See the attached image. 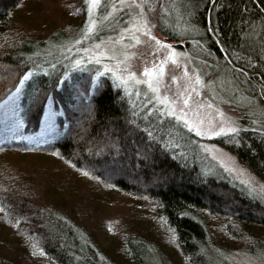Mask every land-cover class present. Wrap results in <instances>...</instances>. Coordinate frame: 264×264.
<instances>
[{
	"label": "trees",
	"instance_id": "trees-1",
	"mask_svg": "<svg viewBox=\"0 0 264 264\" xmlns=\"http://www.w3.org/2000/svg\"><path fill=\"white\" fill-rule=\"evenodd\" d=\"M165 1L188 27L162 32L203 54L239 110L235 133L205 140L264 184V0ZM106 2L89 32L86 0H0V105L32 73L24 127L0 138V264H264V201L207 172L204 139L140 90L74 64L123 26ZM45 111L58 136L30 146Z\"/></svg>",
	"mask_w": 264,
	"mask_h": 264
},
{
	"label": "rangeland",
	"instance_id": "rangeland-1",
	"mask_svg": "<svg viewBox=\"0 0 264 264\" xmlns=\"http://www.w3.org/2000/svg\"><path fill=\"white\" fill-rule=\"evenodd\" d=\"M86 1L89 26L93 30L96 26L93 15L97 12L101 0ZM106 1L107 11L104 18L120 15L124 20L123 26L84 48L81 55L76 56L74 64H92L100 70L108 71L122 85L137 92L140 90L163 113L174 117L187 129L189 127L185 120L200 124L201 128L206 130L205 134L197 135L195 130H189L204 139L199 144V152L203 157L202 167L211 174L228 177L252 196L264 201V184L246 166L239 163L233 154L205 140L217 136L213 132L220 131L221 128H224L225 132L228 127L237 128L239 110L236 100L228 94L229 84L226 87L215 71L210 70L203 54L197 50L176 47L175 41L168 40L162 32L161 28L166 27L174 33H184L188 23L179 11L170 7L165 0ZM141 23L146 27H141ZM146 69L153 74L145 76ZM197 76L200 84L195 83ZM148 81H151V88ZM22 94L23 88L14 104L7 100L0 105V138L12 130L13 110L18 112L19 107L16 106ZM185 99L188 100L187 105L184 104ZM46 109H53L50 103ZM173 109L175 114H171ZM49 114L52 116V113ZM180 115L184 116V119L176 118ZM54 116L52 120L55 127L49 130L42 123L46 120L44 113L39 130L28 136L30 146H42L58 136L60 122L56 123ZM248 264L257 262L248 259Z\"/></svg>",
	"mask_w": 264,
	"mask_h": 264
},
{
	"label": "snow or ice",
	"instance_id": "snow-or-ice-1",
	"mask_svg": "<svg viewBox=\"0 0 264 264\" xmlns=\"http://www.w3.org/2000/svg\"><path fill=\"white\" fill-rule=\"evenodd\" d=\"M93 2H95V0H93ZM137 7H139V5H137ZM141 27H146V25L141 23ZM88 31L89 32L92 31L91 26L88 28ZM137 43H139L138 39H137ZM160 73H161V75L163 74V66H161V68H160ZM152 74H153V72L148 70V69H146L144 72L145 76H151ZM31 75H32V73L28 72L19 80V84L16 86L15 93H13V95L9 97V101H11L13 104L15 103V99L18 98V96L21 92L22 86L31 77ZM137 82H139V81H137ZM148 83H149V87L151 88L152 87L151 81H148ZM195 83L200 84V79L198 76L195 79ZM153 91H156V89H153ZM184 104L185 105L188 104L187 99L184 100ZM16 107H18V106H16ZM209 107H211V105H209ZM171 114H175V109L172 110ZM13 117H14V119L12 121L11 127L14 131L19 133V130L24 127V119L17 115L15 109L13 110ZM45 117H46V120L42 123L44 125H46V127L49 130L53 129L55 127V125H54V122L52 120V116L47 111H45ZM176 118L177 119H184V116L180 115V116H177ZM185 123L188 124V127L190 130H195L197 135H203L206 132V130L201 128L200 124H192V123H189L187 120H185ZM236 131H237V129L235 127H228L227 132H225L224 128H221L220 131L213 132V134L214 135H221V134H227V133H235ZM20 138L21 139H27V137H23V136H21Z\"/></svg>",
	"mask_w": 264,
	"mask_h": 264
}]
</instances>
